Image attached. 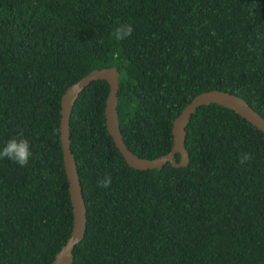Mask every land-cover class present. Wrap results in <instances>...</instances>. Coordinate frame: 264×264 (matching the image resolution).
I'll return each instance as SVG.
<instances>
[{
  "label": "trees",
  "instance_id": "trees-1",
  "mask_svg": "<svg viewBox=\"0 0 264 264\" xmlns=\"http://www.w3.org/2000/svg\"><path fill=\"white\" fill-rule=\"evenodd\" d=\"M131 24L119 38L114 29ZM117 67L118 121L142 158L168 153L194 96L222 90L264 118V0H0V264H51L70 236L60 101L93 69ZM95 80L73 106L70 150L87 209L71 264H264V134L217 104L185 134L188 164L136 170L105 126ZM241 153L252 159L241 165ZM180 155L175 159L179 161ZM110 175V187L98 179Z\"/></svg>",
  "mask_w": 264,
  "mask_h": 264
},
{
  "label": "water",
  "instance_id": "water-1",
  "mask_svg": "<svg viewBox=\"0 0 264 264\" xmlns=\"http://www.w3.org/2000/svg\"><path fill=\"white\" fill-rule=\"evenodd\" d=\"M95 80H105L109 85V92L104 107L105 126L115 147L121 153L127 165L136 170L161 169L167 162L173 167H185L188 164V151L185 147L186 127L192 114L201 106L217 104L228 108L264 134V118L245 100L235 94L214 89L194 96L173 120L171 130L173 145L168 153L152 159L139 157L126 146L120 131L117 110L118 68L112 66L91 70L80 80L67 87L61 96L60 143L72 206L73 225L70 236L54 256L51 264L72 263V251L82 241L87 226V209L82 196L76 162L70 150L69 121L79 94L88 84ZM176 154L180 155L179 161L175 159Z\"/></svg>",
  "mask_w": 264,
  "mask_h": 264
},
{
  "label": "clouds",
  "instance_id": "clouds-1",
  "mask_svg": "<svg viewBox=\"0 0 264 264\" xmlns=\"http://www.w3.org/2000/svg\"><path fill=\"white\" fill-rule=\"evenodd\" d=\"M115 34L121 38L126 39L133 33V26L131 24H121L114 29ZM60 129H54V133L58 134ZM33 157L31 150V144L26 138L13 137L7 141L5 146L0 149V160L8 159L14 163L19 164L21 167H25L29 164L30 159ZM252 159L251 154L241 153L239 163L241 165L246 162H250ZM112 178L110 175H106L97 181L98 187H110Z\"/></svg>",
  "mask_w": 264,
  "mask_h": 264
}]
</instances>
